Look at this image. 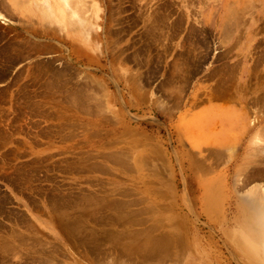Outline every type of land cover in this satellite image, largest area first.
I'll return each mask as SVG.
<instances>
[{
    "label": "rangeland",
    "instance_id": "1",
    "mask_svg": "<svg viewBox=\"0 0 264 264\" xmlns=\"http://www.w3.org/2000/svg\"><path fill=\"white\" fill-rule=\"evenodd\" d=\"M75 1L0 0V264H264V0Z\"/></svg>",
    "mask_w": 264,
    "mask_h": 264
},
{
    "label": "crops",
    "instance_id": "2",
    "mask_svg": "<svg viewBox=\"0 0 264 264\" xmlns=\"http://www.w3.org/2000/svg\"><path fill=\"white\" fill-rule=\"evenodd\" d=\"M230 113H235V114H242L244 113L245 110H228ZM258 182L256 183H262L264 182V178L258 177L257 178ZM255 184V183H252ZM251 184V185H252ZM253 186V185H252ZM212 204V203H211ZM206 212L210 211V209L205 206ZM220 210L221 212L223 211L221 206L219 205V208H215ZM209 214V213H208ZM211 221L214 225L216 226H222L224 228H227L232 225V223L226 218H223V212L221 217H218L215 213L211 212ZM184 255L183 257H175L172 258L170 262L168 261H163L161 263L157 264H211L210 258L207 256L206 251L203 248H199L197 251L195 249V246L192 242L187 243L184 248Z\"/></svg>",
    "mask_w": 264,
    "mask_h": 264
},
{
    "label": "bare ground",
    "instance_id": "3",
    "mask_svg": "<svg viewBox=\"0 0 264 264\" xmlns=\"http://www.w3.org/2000/svg\"><path fill=\"white\" fill-rule=\"evenodd\" d=\"M72 1V2H71ZM22 2V1H21ZM21 2H19V3H21ZM26 2V1H25ZM58 2V1H57ZM73 2H75L76 3V1L75 0H70V2H68V3H71V4H73ZM78 2V1H77ZM59 3V2H58ZM55 4V3H54ZM74 5V4H73ZM71 6V5H70ZM58 7H60V5H58ZM69 7V6H68ZM71 8H73V7H71ZM75 8V7H74ZM66 9V8H65ZM76 9V8H75ZM74 9V10H75ZM70 11V10H69ZM79 11V10H78ZM67 12H68V10H67ZM239 15V14H238ZM238 18V17H237ZM236 24V23H235ZM123 202V201H122ZM120 205V204H119ZM98 208V207H97ZM101 209V208H100ZM125 209V208H124ZM86 213V212H85ZM101 213V212H100ZM83 214V213H82ZM87 214V213H86ZM91 214V213H90ZM99 216V215H98ZM126 216H128V215H126ZM93 217V216H92ZM101 218V217H100ZM112 218V217H111ZM125 218V217H124ZM117 219V218H116ZM119 219V218H118ZM122 219V218H121ZM72 220V219H71ZM132 220V219H131ZM124 221V220H123ZM122 221V222H123ZM65 222V221H64ZM79 222V221H78ZM129 222V221H128ZM79 225V224H78ZM123 225V224H122ZM77 226V225H76ZM80 226V225H79ZM78 226V227H79ZM112 226V225H111ZM116 229V228H115ZM132 233V232H131ZM144 233V232H143ZM150 233V232H149ZM125 236V235H124ZM134 236V235H133ZM123 237V236H122ZM122 240V239H121ZM107 241V240H106ZM110 243V242H109ZM158 243V242H157ZM104 244V243H103ZM120 244V243H119ZM138 245V244H137ZM160 246V245H159ZM8 247V246H7ZM156 247V246H155ZM161 247H162V245H161ZM129 249H130V247H129ZM162 249V248H161ZM164 249V248H163ZM158 250V249H157ZM144 251V250H143ZM129 252V251H128ZM165 252V251H164ZM108 253H109V250H108ZM110 255V254H109ZM107 258V257H106ZM119 259H121V258H119ZM127 260V259H126ZM161 260V259H160ZM58 262V261H57ZM126 264V263H125ZM156 264V263H155Z\"/></svg>",
    "mask_w": 264,
    "mask_h": 264
}]
</instances>
